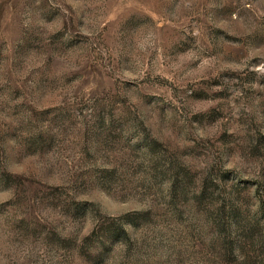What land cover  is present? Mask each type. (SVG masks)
Returning <instances> with one entry per match:
<instances>
[{
	"label": "rangeland",
	"instance_id": "rangeland-1",
	"mask_svg": "<svg viewBox=\"0 0 264 264\" xmlns=\"http://www.w3.org/2000/svg\"><path fill=\"white\" fill-rule=\"evenodd\" d=\"M0 264H264V0H0Z\"/></svg>",
	"mask_w": 264,
	"mask_h": 264
}]
</instances>
